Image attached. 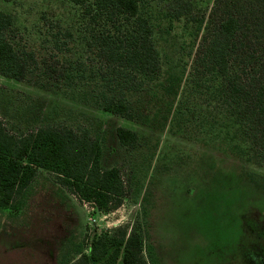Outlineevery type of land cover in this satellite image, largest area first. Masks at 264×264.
I'll use <instances>...</instances> for the list:
<instances>
[{
  "label": "rangeland",
  "instance_id": "rangeland-1",
  "mask_svg": "<svg viewBox=\"0 0 264 264\" xmlns=\"http://www.w3.org/2000/svg\"><path fill=\"white\" fill-rule=\"evenodd\" d=\"M189 1L198 13L212 4ZM148 3L161 74L132 98L136 116L127 121L91 96L89 69L96 64L76 7L67 0H0V11L13 17L16 50L33 53L39 64L22 82L0 76L6 131L85 132L101 148L102 167L117 168L125 188L121 207L105 214L38 171L14 209L0 208V264H77L95 236L136 226L149 232L146 264H264V168L234 154L218 126L207 131L208 99L194 88L190 68L191 29L171 18V0ZM43 60L52 72H44ZM68 73L77 80H62ZM120 128L136 133L133 148L119 143Z\"/></svg>",
  "mask_w": 264,
  "mask_h": 264
},
{
  "label": "trees",
  "instance_id": "trees-1",
  "mask_svg": "<svg viewBox=\"0 0 264 264\" xmlns=\"http://www.w3.org/2000/svg\"><path fill=\"white\" fill-rule=\"evenodd\" d=\"M67 1L79 10L87 27L84 44L96 64L89 69L96 106L133 121L132 98L161 74L148 0ZM170 15L191 29L190 68L194 88L208 99L202 120L207 131L212 134L218 126L234 154L264 168V0H212L207 13L193 11L189 0H171ZM13 31V17L0 11V76L22 82L39 64L33 53L16 50L10 40ZM42 64L45 73L52 72L45 60ZM63 77L83 83L85 71L76 79L69 73ZM118 138L124 147L133 148L137 141L136 133L122 128ZM101 156L99 144L85 132L40 127L17 137L0 120V208L14 209L37 172L44 171L78 201L101 213L115 212L125 197L124 183L117 168L102 167ZM148 236L140 226L129 233L117 229L95 236L77 264H146L142 254Z\"/></svg>",
  "mask_w": 264,
  "mask_h": 264
}]
</instances>
